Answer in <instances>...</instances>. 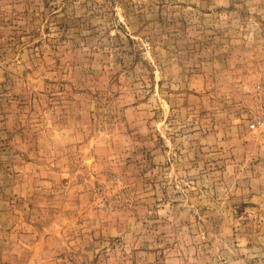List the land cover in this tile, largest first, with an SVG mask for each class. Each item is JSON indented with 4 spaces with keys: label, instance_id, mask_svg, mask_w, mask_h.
<instances>
[{
    "label": "rangeland",
    "instance_id": "rangeland-1",
    "mask_svg": "<svg viewBox=\"0 0 264 264\" xmlns=\"http://www.w3.org/2000/svg\"><path fill=\"white\" fill-rule=\"evenodd\" d=\"M0 264H264V0H0Z\"/></svg>",
    "mask_w": 264,
    "mask_h": 264
},
{
    "label": "built area",
    "instance_id": "built-area-1",
    "mask_svg": "<svg viewBox=\"0 0 264 264\" xmlns=\"http://www.w3.org/2000/svg\"><path fill=\"white\" fill-rule=\"evenodd\" d=\"M255 128H256V125L253 124V125H252V129H255Z\"/></svg>",
    "mask_w": 264,
    "mask_h": 264
}]
</instances>
